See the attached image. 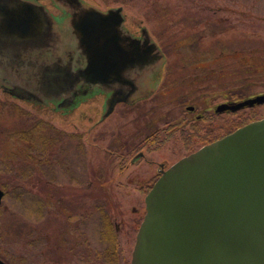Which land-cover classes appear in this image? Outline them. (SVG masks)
I'll list each match as a JSON object with an SVG mask.
<instances>
[{"label":"rangeland","instance_id":"374dc122","mask_svg":"<svg viewBox=\"0 0 264 264\" xmlns=\"http://www.w3.org/2000/svg\"><path fill=\"white\" fill-rule=\"evenodd\" d=\"M84 1L121 7L124 27L132 35L145 29L162 59L132 74V100L103 119V94L89 92L60 112L0 88L7 264H130L159 164L227 134L233 121L264 117V102L229 108L264 94V0ZM2 77L31 88L0 65Z\"/></svg>","mask_w":264,"mask_h":264},{"label":"water","instance_id":"95a60500","mask_svg":"<svg viewBox=\"0 0 264 264\" xmlns=\"http://www.w3.org/2000/svg\"><path fill=\"white\" fill-rule=\"evenodd\" d=\"M121 10L101 11L89 5L85 14L75 17L76 29L70 18L63 25L54 24L48 10L31 0H0V59L10 61L18 54L19 69L11 72L24 76L31 88L43 81V71L47 73L49 64L57 61L65 64L60 66L58 89L69 90L78 81L89 87L118 82L129 89L125 98L107 99L103 119L119 101L132 100L138 88L132 76L142 75L162 59L159 47L142 29L145 48L153 56L150 61L143 60L140 49L144 45L125 31ZM69 26L88 46L86 64L78 70L67 62V56L53 58L32 50L35 43L44 41L49 27L51 48L70 50V37L64 35ZM25 52H35V56L25 57ZM50 83L56 84V78H50ZM18 85V91L11 94L22 98L28 94L27 86L23 82ZM261 102L264 94L237 101L229 108ZM224 108L226 104L218 107ZM2 196L0 188V204ZM144 201L145 214L130 264H264V117L202 144L162 169ZM0 264L7 263L0 260Z\"/></svg>","mask_w":264,"mask_h":264},{"label":"flooded vegetation","instance_id":"af4514ba","mask_svg":"<svg viewBox=\"0 0 264 264\" xmlns=\"http://www.w3.org/2000/svg\"><path fill=\"white\" fill-rule=\"evenodd\" d=\"M31 1H33L35 6H41V5L44 6L48 10V12L51 14V16L55 19L53 22L54 24L63 25L67 23L68 18H70L71 26L73 27H75V25L78 23L77 22L78 20H76L75 17L79 19L82 16V14H85L84 10L89 7V5L85 4L83 0H47V2H45L44 0H31ZM108 9L110 8H107L104 11H107ZM38 23L40 24V22ZM73 27L72 28L70 27L69 31L65 30L66 34L64 33V35H67L70 37V47H71L70 50L51 48L52 30H50V27L46 29V32L44 34L45 36L44 41L42 38L38 43H35L32 46L35 48L32 50L37 49L39 53L43 52L47 56H50V57L52 56L53 58L56 56H58L59 58L60 56H67L68 57L67 62L72 64L74 70H78V68L85 66L89 51H88V48H86L88 46L85 47L84 44L81 43L80 36H79L80 33L77 34L76 31L73 29ZM75 28L77 29V27ZM131 37L137 39L139 44L144 45L143 42H145V38L144 36L141 35V33L140 35H131ZM145 46H147V44L144 45V47H141L140 54L143 56V60L150 61L152 60L153 56L151 53L148 52ZM17 55L18 54H16L15 56V58L17 59L12 58L10 61H6L4 60V57H2L0 59L1 68L6 71L8 70L10 72L13 70L15 72L16 69H19V66H18L19 60H18ZM29 65H33V63H30ZM60 66L64 67L65 64L60 65L58 64L57 61H52L49 64L48 72L46 73L43 71L44 73L43 81L40 84L32 88L25 87V89H27L26 92H28V94H22L23 97L21 99L26 100V101L35 102L38 105H44V103L52 104L54 110L58 109L60 112H67L68 110L66 109L75 107L76 104H78V102L81 100V99H77L78 97L80 98L81 96L82 97L87 96L89 92H96V94L104 95V104L102 107L103 111H105L104 107L106 105L107 99H111V97L118 98V99L127 97L129 89L127 90L126 88H124V86H120V84H117L118 82L117 83L112 82L111 85L110 83L109 84L106 83V84H103V86L97 85V86L89 87V85L85 84L83 81H78L73 87L69 88V90L68 88H65V87L64 89L61 87L60 89H58L57 83L60 82L59 78L61 77L60 71L62 68V67L60 68ZM55 75H57V77H55ZM50 78H56V84L50 83ZM17 86L19 87L17 82L13 83L11 82L9 78L2 77L0 88L3 91L10 94L11 96H13L11 94L12 91L14 92L18 91ZM130 101H131V98L129 97L119 102H130ZM201 116L202 114L197 115L198 118H201ZM140 154L142 155V153ZM164 167L165 166L163 163L159 164V167H157L159 174L161 173L162 169H164Z\"/></svg>","mask_w":264,"mask_h":264},{"label":"trees","instance_id":"16d2710c","mask_svg":"<svg viewBox=\"0 0 264 264\" xmlns=\"http://www.w3.org/2000/svg\"><path fill=\"white\" fill-rule=\"evenodd\" d=\"M233 95V98H236V97H239L238 96V94L236 93V92H234V93H232ZM203 118H205V116L203 117H201V120L203 119ZM196 121H198V120H196ZM247 119H244V120H239V121H233L232 122V124H231V127H232V129H230L228 132H231L232 130H234L235 128H239V126H242V125H244L245 123H247ZM191 126L196 130V128H197V124H196V122H194V123H192L191 124ZM27 132L28 131H25V132H23V133H25V134H27ZM216 139V138H215ZM212 140H214V138L213 139H208V140H206L207 142H210V141H212ZM113 249H114V246H111Z\"/></svg>","mask_w":264,"mask_h":264}]
</instances>
